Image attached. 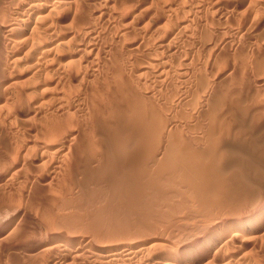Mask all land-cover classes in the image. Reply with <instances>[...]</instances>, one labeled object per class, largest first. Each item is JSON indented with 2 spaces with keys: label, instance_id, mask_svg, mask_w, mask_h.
Instances as JSON below:
<instances>
[{
  "label": "rangeland",
  "instance_id": "374dc122",
  "mask_svg": "<svg viewBox=\"0 0 264 264\" xmlns=\"http://www.w3.org/2000/svg\"><path fill=\"white\" fill-rule=\"evenodd\" d=\"M2 1L4 2V0H0V6L3 4ZM106 1L96 2L97 4L91 6L89 3V5L85 4L83 10L87 12L85 14L93 16L92 22L100 31L96 46L99 49L96 52L100 56L111 49L114 52H122L119 55L124 54L125 56L126 47L132 42L140 41L142 36L145 47L140 51L157 52V41L154 42L156 36H152L150 31H152L155 21L166 18L165 14L167 12L169 14L168 10L173 11L171 17L173 22L175 20L177 24L180 21L188 22L185 29L188 31L183 34L179 31L173 32L174 39H171L169 54H167L168 56L172 54V58L176 60L178 66L175 64L176 70L172 68L169 71L168 79L171 83H168V92L166 87L159 89L170 94L171 100L168 102L170 104L174 98L179 97L186 85L193 87L191 84H193L192 82L196 83V78L208 77L206 81L208 83L213 81V84L217 81V85L214 84L213 89L214 98L218 102L224 101V103L218 111L219 118L215 126L216 129L218 128V132L214 129L216 135L218 134L216 139L219 137L221 139L217 140L221 141L222 148L218 150L214 144L211 147L209 143H204L206 132L199 130L201 126L206 125L205 121L194 129L187 128L189 125L193 127L196 120L195 115L193 116L195 120L192 118V121L179 122L173 131L176 134L178 131L181 132V135L179 132L178 136H181H179L180 139L183 138L185 146H189L186 148L191 149V152L195 150V154L196 152L197 154H206L204 155L205 159L199 163L193 162L192 158L183 154L179 155L178 159L177 156L168 158L167 153L159 151L155 145H153L155 148L150 147L147 151L140 148V156L137 158H133L131 155L125 157L124 151L112 150L109 147L112 142L109 138L110 130L107 124L110 117L108 107L116 99L113 91L118 88V83H114L109 74L105 75L98 70L96 79H92V82L87 84L89 89L87 87L84 94L87 98L88 94L92 95L90 98L94 99L93 101L97 105L99 104L100 113H96L97 120L94 121L88 114V110L84 109L83 114L77 115L82 123V129L80 128V132L76 133L77 137L75 136L70 147L72 150L65 152L60 159L54 156L56 155L54 149L50 151L51 153L46 151L52 155L45 152V154H41L44 150H40V147L37 146L41 143L39 141H42L39 138L42 132H46L47 128L55 122H64L69 115L65 116L66 114L58 112L54 104L50 107V104L53 103L50 99L56 92V84L50 83L51 86L44 87L47 89L45 93H49L46 96L44 94L46 98L43 101L48 102V105L46 102L43 104L42 115L41 113L38 114L39 116L35 114L25 120L27 112L25 108H29V105L24 104L25 101L24 105L18 106L17 93L19 96V91L24 88L28 77H25L26 72L24 73L23 67L19 68L21 66H5L3 62L8 58L7 53L0 49V234L2 233L0 235V264H50V261L57 258V254L49 242H66L73 249L80 248L83 259L80 263H77V259H69L70 261L61 264H90L91 261L86 259L89 249L96 248L97 245L124 243L131 241L130 238L134 240L137 236V238H143V236L147 239L150 238L147 243L149 254H162L167 250L180 247L186 242H191V239L193 240L197 235H205L213 226H228L231 220L235 222L236 217L239 218L238 216L241 217L249 213L253 207L259 204V201L261 203L264 200V86L257 85L259 77H264V48L261 49L262 46L264 47V5H262L264 0H251L248 6L244 7L250 13L242 8L235 14L234 20L229 22L212 17L211 6L215 0H167L168 2L166 0H164L165 2L163 0H110L111 4H107L109 0ZM147 2L148 4H146ZM141 3L144 8L148 7L149 9L146 8V11L143 9L146 13L142 10V17L139 15L140 17L136 16L131 19V14L129 15L131 8ZM100 13H106L107 16H102ZM176 13L180 14L179 17L182 18H179V21H177ZM161 17L162 19H160ZM258 18L260 20H257ZM173 22L174 27L176 23ZM250 22L253 23V31ZM229 25L232 28L240 27L236 36L229 35ZM173 27L170 31H173ZM206 33H211V36L215 35L214 41H219L220 38V43L221 37H225L229 47L226 45L224 50L221 49L218 52L220 56L210 50L206 51L207 49H203L202 46L204 42L208 41L205 38ZM147 37L150 41H146ZM177 41L178 44H176ZM212 43L214 42L212 41ZM155 48L157 49L155 50ZM135 51L137 55H135ZM135 51H133V56L140 57L139 50ZM212 54L213 56H211ZM173 62L175 63V61ZM233 64V70L228 74L229 77L225 74V77L221 78L223 70L226 71L228 67L230 69ZM96 66L100 68L99 63L93 65V67ZM179 66L182 68L180 69ZM202 66L205 68H201ZM187 72H191L190 75H185ZM180 73H184V76ZM188 77L189 80L192 78L191 81H188L191 84L183 85ZM5 80L17 83H15L16 85L13 83L15 86L10 84L8 87L6 84L5 91L3 90L5 86H2V82ZM22 80L23 82L20 83ZM252 84L253 86L250 87ZM14 98H16V104ZM237 99L241 100L237 102ZM159 100L160 98L156 97L157 103ZM232 100L235 101L234 105ZM44 102H41V105ZM161 102L162 99L159 104ZM240 104H242L243 110L247 109L245 110L247 113L244 111L245 114H243L244 112L240 111ZM230 105H233V108L232 106L230 108ZM178 111L181 112L179 109ZM227 111L228 113H226ZM170 112L166 116H170L172 114ZM63 119L65 120L63 121ZM205 130L209 129L205 128ZM165 147L169 149V143ZM152 148L156 152L158 151V154L155 151L152 153ZM209 148L214 150L210 151ZM121 156L122 158H120ZM99 158L100 160H98ZM202 172L204 173L202 174ZM4 221L9 224L4 225ZM258 225L257 230L250 231L251 234L247 233L245 247L236 249L237 252L233 250L235 253H241L239 256L243 258V261L237 264H264V222H258ZM16 253L17 256H14ZM209 260L200 264H211ZM91 264L94 263L91 262Z\"/></svg>",
  "mask_w": 264,
  "mask_h": 264
},
{
  "label": "bare ground",
  "instance_id": "6f19581e",
  "mask_svg": "<svg viewBox=\"0 0 264 264\" xmlns=\"http://www.w3.org/2000/svg\"><path fill=\"white\" fill-rule=\"evenodd\" d=\"M100 1H103V0H4V2L2 1L3 2V4H1L2 6H0V49L6 51L7 55L6 54L5 55L8 57L5 62H3L2 59L1 60L3 63H5V66L13 67V66L17 65V66H21V67H19L21 69L23 67V69L25 70L24 73L26 72L25 77H28V79L26 81L27 83L26 84L24 83L25 84L23 86L24 88L22 87L23 88V89L21 88L22 90L18 89V90H20L19 96L17 93V97H18L17 104H18V106L19 105L22 106L24 104H26L27 106L29 105V108H25V110L27 111L25 114V120H28L31 116H35V114L38 115L41 113V115H42L43 111H41V108H42L43 104H45V102H46V101L44 102L43 99L46 98L45 96L47 95V93H49V92L45 93L47 90L45 88L47 86H49L50 83L56 84L55 85L56 86V89H55L56 92L54 93L55 95H53V98H51V97H50L51 99L49 98L50 101L52 100L51 103L53 102L52 104H50V102H49L50 107H51V105L54 104L55 109L58 112H60L61 114H66L65 116L69 115L68 117H66V120L63 119V121L65 120L64 122H57V123L55 122L53 125H51L49 128H47L46 132H44V133L42 132V135L39 138H41L42 141L43 140H45V141L42 142V141L38 140L41 143H40V145L37 144L38 145L37 147H40V150L41 149H42V151L44 150L43 153L41 152V154L47 153L46 151H48V153H49L50 151H52L54 149V151H55L54 153L56 154L54 156L56 158L58 157L60 159L64 156L65 152H68L71 149L70 148L72 146L71 144L75 140V136L77 137L76 133H78L80 128L82 129V123H81L80 119H78L77 115L83 114L84 109L88 110V114L90 115V117L92 119H94V121L97 120L98 116L96 113H98V114L100 113V110L98 107L99 104L97 105V103H95L93 101L94 99L90 98L92 95L89 96V94H88V98H87V96H84V94L86 93L87 87L89 86L87 84L91 83L92 79H96V75L98 74V70L101 71L102 73H104L105 75L109 74L112 77L114 83H118V88L116 87L117 89L113 91V94L115 93V95H116V99L113 101V103H111V105H109L110 108L108 107V109H110V112H109L110 117L108 115L109 118H108L107 124H108V128L110 130V132H109L110 137L109 138L111 139V142H112V143L110 142L111 144H109V147H111L112 150H120L122 152L124 151L123 154L125 157H127L126 155H131L133 158H137L140 156V153H139V151H141L140 148L146 149V151H147V149H149L150 147H153V145H155L159 148L158 149L159 151L162 150L163 153H167L168 158H172V157L177 156L176 158L178 159L179 155L183 154L186 157L192 158L191 160H193V162L199 163L203 159H205L204 155H206V154H197V152L195 154L194 153L195 150L193 152H191L190 151L191 149L189 150L188 148H186V146L187 147H189V146L188 145L185 146L183 138L182 139L179 138V136L181 135V132L178 131V134L180 132V135L178 136V134H176L173 131L174 129H176L175 127L177 126V124L179 122L180 123L183 121L188 122V120L192 121V118L195 115H196V118H195L196 120L194 118L193 119L195 121L198 120V122L194 121L193 127L189 125L187 128L188 129H194L197 126H199L203 121H205L206 125L205 126L200 125L201 129L199 130V131L203 130L204 132H206V135L204 138L205 139L204 143L207 142L210 144V146L212 144H214L216 149H218V150L221 149L222 148V146L220 145L221 141L220 142L218 141L220 139V137L218 136L219 137V138H217L218 140L216 139L218 134L216 135V132H215L216 127L215 126H216L217 120L219 118L218 117V111L222 107L221 105L224 103V101L218 102L214 98L215 96H214L213 89L215 86L214 84H216L217 81L214 84L212 83L213 81L211 83H208V81H206V78H208V77L205 76L206 78H204V77L196 78V81H195L196 83L192 82L193 84H191V83H188V81H191L192 78H191V80H189L190 78L188 77V80H186V82L183 85H185L187 83V84L193 85V87L190 85H186V88H183L184 87L183 86L182 88L184 89V91L180 93V95L177 99H175V98L173 99V97H175L173 95L172 102L170 104H168V102H170V100H171V98L169 97L170 94L169 95L167 94V92H168L167 86H168V83L170 82V79H168V77H169L168 75H169V71L172 70V68L175 69L176 66H174V65L177 63L176 60L174 58H172L173 57L172 54H170L171 57L168 56V54H169L168 50L170 49L171 39L172 38L174 39V37L172 36L173 32L179 31V33L183 34V32L188 31V30H185L186 27L188 26L187 25L188 22H184V21L181 22L180 21V23L177 24V22H175L176 18L174 19L175 21L173 22L171 19V17L173 16V11L168 10L169 14H168V12H167V14H165L166 18L164 20L155 21L153 24L154 27H152L153 28L152 31L149 30L151 32L152 36H156V37H154L156 39V40H154V42L157 41V46H158L157 48L158 49L155 48V50L156 49L158 50L157 52L153 51L154 53H151L152 50L150 51V49H151L150 47H149L150 52H148V51L146 52L144 50L140 51L141 48L145 47V41H144V38L142 36L140 41L132 42V43H130V45H128L126 47V50H124V52L126 51L128 53V55H127V53L125 54V56H124V54L119 55V53H122V52H119V51L114 52L112 49L111 50L106 49L107 51H105L103 53V56H100L98 54V52H96V50L98 49L96 47L98 44L97 39H99L100 31L95 27V25L92 22L93 16H91L89 14H85L87 12L83 11L85 9L84 8L85 4L89 3L91 6L93 4H97L96 2H100ZM104 1H106V0H104ZM143 1H145V0H143ZM250 1L251 0H215L211 6V10H213V12H212L213 16L212 17H215V18L218 17L219 19L227 21V22L233 21L234 18L236 17L235 14H237L240 9L244 8L245 6H248V3ZM258 1H260V0H258ZM109 2L107 4L112 3L110 0H109ZM166 2H168V1L166 0ZM143 3H141L138 6H133V8H131L132 10L129 13V15L131 14L130 15L131 19L136 17V16H139V15L141 16V14H143L142 12L144 10L146 11L147 9H149L148 7L144 8ZM146 4H148V2ZM102 5H104V4H102ZM184 5H185V3H184ZM206 5H208V3H206ZM262 5H264V4H262ZM197 6H198V4H197ZM108 7H110V6L108 5ZM103 8H104V6H103ZM246 9L247 8H244L243 10H246ZM145 11H144V13H146ZM117 12L119 13V11H117ZM248 13H250V12H248ZM105 14L106 13H100V15H102V16L103 15L107 16V14L106 15ZM88 15H89V17H88ZM179 15L177 16L178 17L177 21L182 19L179 17ZM161 16H164V15H161ZM259 18L257 20H260ZM157 19H159V18H157ZM160 19H162V17ZM103 20H105V19H103ZM94 22H95V20H94ZM172 22L176 23V24H174V27H173ZM150 23H151V21H150ZM250 24H251V30H252V28L254 26L252 27L253 23L250 22ZM142 25H144V24H142ZM217 25H218V23H217ZM247 25H249V24H247ZM150 26H152V25H150ZM145 27H143V28H145ZM171 27L174 28L173 31H170ZM215 28H216V26H215ZM144 30H146V28ZM239 31H240V27L232 28L229 25L228 33L232 37L236 36ZM170 32H172V33L168 34ZM218 33H217V35H219ZM210 34L206 33V35H205V38H207L209 42L207 41V42L203 43V45H202L203 49H207L206 51L210 50L212 53L218 54V52H220V50L223 49L226 45L229 47V45H228L229 43H227L225 37L224 38L221 37V43H220V38L218 39L219 41H217V40L214 41L213 39L215 38V35L211 36ZM151 35H150V37H151ZM176 35H179V34H176ZM148 40H149V38L146 41H148ZM152 41H153V39H152ZM212 41L214 43H212ZM154 42H152V43H154ZM231 42H232V40H231ZM171 44H173V43H171ZM176 44H178V41ZM230 46H232V44H230ZM155 47H156V45H155ZM123 48H125V47H123ZM177 48H179V47L177 46ZM263 48L264 47L262 46L261 49H263ZM145 49L147 50V48H145ZM118 50H120V49H118ZM135 50H139V52L141 53L140 57L133 56V51H135ZM250 50H251V48H250ZM100 53H102V52H100ZM201 53H202V51H201ZM135 55H137L136 51H135ZM126 56H128V57H126ZM182 56L183 55L181 54V57ZM206 56H209V54H206ZM211 56H213V54ZM218 56H220V55L218 54ZM207 58H209V57H207ZM205 60H206V58H205ZM173 61H175V63ZM206 61H208V60H206ZM208 62H206V63H208ZM219 62H221V61L219 60ZM95 63H99L100 68L97 66L93 67V65ZM181 63H182V61H181ZM213 64H214V62H213ZM208 65H210V64L208 63ZM205 66L204 67L202 66L201 68H205ZM233 66H234V64L230 67V69L228 67V69L226 71L223 70V73L220 75V77L222 78L225 74L227 75V77H229L228 74H230V72L233 70L232 69ZM179 67H180V69L182 68L181 66H179ZM222 67H224V66H222ZM211 68H213V67H211ZM208 69H206V70H208ZM218 69H219V67H218ZM220 70H222V69H220ZM13 72H15V71H13ZM182 72H184V71H182ZM203 72H204V70H203ZM190 73L191 72H187V73H185V75H190ZM217 73H219V72H217ZM257 73H258V71H257ZM5 74H6V72H5ZM104 74H103V76H104ZM181 75L184 76V73H182ZM213 75L215 76V73ZM259 75H256V76H259ZM150 78H152V79H150ZM23 79H25V78H23ZM185 79H184V81H185ZM15 80H17V79H15ZM211 80H212V78H211ZM4 82H2V86L3 85L5 86L6 84H8V85H6L7 87L10 84H12V86H15L16 85L15 83H17V82H13L11 80L10 81L5 80ZM22 82H23V80L20 81V83H22ZM257 82H258L257 83L258 86H264V77H261V78L259 77V80ZM13 83L15 85H13ZM72 83L73 84L76 83V84L73 85ZM181 83H183V82H181ZM6 86L3 88V90H5V91L7 88ZM12 86H10V87H12ZM20 86H21V84H20ZM252 86H253V84L250 87H252ZM161 87H166L167 92H163L162 90H160L159 88H161ZM18 88H19V86H18ZM88 89H89V87H88ZM248 89L251 91L250 88H248ZM215 90H217V89H215ZM89 91L90 90H88V93H90ZM169 91H171V90H169ZM217 92H218V90H217ZM255 92H256V89H255ZM73 93H76V94L73 95ZM171 93H172V91H171ZM175 93H177V92H175ZM15 94H16V92H15ZM15 94H14V96H16ZM44 94H45V96H44ZM231 94H232V92H231ZM238 94H239V92H238ZM237 95H235L236 98H237ZM12 96H13V94H12ZM156 97L160 98V100L162 99L161 104H159L160 100L158 101L159 103H157ZM239 98H240V96H239ZM15 99L16 98H14V102H15ZM233 100H232V102H233L232 104L234 105L235 101H233ZM25 101H26V103L23 104V102H25ZM239 101L237 99V102H239ZM242 101H243V98H242ZM41 102H44V103H42V105H41ZM47 103L48 102H46V104ZM15 104H16V102H15ZM105 105H106V103H105ZM227 105H228V103H227ZM227 105H226V107H227ZM233 105H230V108H231V106L233 108ZM240 105H241V110L239 108H237V109H239L241 112H244L245 110H247V109H245V107H244L245 110H243L242 104H240ZM230 108H226V109H230ZM43 109H45V108H43ZM171 109H173V110L170 112ZM178 109L181 110V112H179V111L177 112ZM255 109H256V107H255ZM228 111L226 113H228ZM232 111H234V110H232ZM235 111L237 112V110H235ZM168 112H170V114L171 113L172 114L170 116H166ZM245 112L243 114H245ZM221 116H223V115H221ZM104 117H105V115H104ZM58 120H59V118H58ZM241 120H242V118H241ZM222 121L224 123V119ZM226 122H228V121H226ZM223 123H222V126H224ZM105 124H106V122H105ZM229 126L231 127V125H229ZM100 127H102V126H100ZM205 128H208L209 130L206 131ZM90 130L92 131V129H90ZM216 130L218 132V128ZM197 132H196V134H197ZM194 134H195V132H194ZM219 134H220V131H219ZM183 135H184V132H183ZM221 137H222V135H221ZM167 143H169V146H170L169 149L170 150L165 147V145ZM196 143H198V142H196ZM208 145H205V146H208ZM214 145H212V146H214ZM93 146H95V144H93ZM155 146L153 148H155ZM90 149H91V147H90ZM205 149H208V148H205ZM211 150H214V149H210V151ZM154 151H155V149L152 150V153ZM206 151H208V150H206ZM157 152L155 151V153H157ZM101 154H103V153H101ZM48 155H52V154H48ZM152 156H153V154H152ZM94 157H96V156H94ZM156 157H158V156H156ZM120 158H122V156ZM98 160H100V158ZM104 161H106V160H104ZM164 162H166V161H164ZM211 164H213V163H211ZM124 166H126V165H124ZM190 169H191V167H190ZM206 171H208V170H206ZM203 173L204 172H202V174ZM137 183H138V181H137ZM254 200H256V199H254ZM238 217L239 218L236 217L235 222L234 221L232 222V220H231L230 221L231 224L229 223L228 226L224 225L225 228L220 227L219 225L213 226L209 232L205 233V235L204 234L202 236H200L201 234L197 235L193 238V240L191 239V242H189V243L186 242V244H183L180 247L176 246L177 248L167 250V252L165 251L162 254H149L147 252V250H148L147 249V243L149 242L150 238L147 239V238H144V236H143V238H137L138 237L137 236L136 237L137 239L135 238L134 240L132 238H130L131 241L124 242V240H123L124 243L119 242L118 244L116 243V244H108V245H97L96 248H93L91 250L89 248H92V247H89V248H87L89 250L87 252L88 254H87L86 259L88 261H91L94 264H200V263H202L206 260H209V259H210L209 261L211 262V264H237L238 262H242L243 258L241 256H239L241 253H239V252H238L239 254L235 253L233 250L236 251V249H238V248L239 249L243 248L245 241H246V238H247V233L256 229L257 227L259 228V225L257 226L258 222H261V223H262V221L264 222V200L261 203L259 201V204H257V206H255V207H253L249 211V213L244 214L241 217L240 216H238ZM6 221H4V223L3 222L2 223L4 225L9 224ZM224 224H225V222H224ZM126 232H128V231H126ZM251 233L252 232H250V234ZM248 236H250V235H248ZM70 239H72V238H70ZM67 242H70V241H67ZM78 243H81V242H78ZM50 244H51V246H53V248L55 249V252L57 254V258H54V260L50 261V264H61L62 262H66L69 259H74V260L77 259V263H80L83 260L79 246H78L79 249H77V247L73 249L66 242H64V243L49 242V245ZM148 248L150 249V246H148ZM149 251H151V250H149ZM230 251H232L234 253H232ZM241 251H243V250H241ZM150 253H152V252H150ZM83 254H85V253H83ZM14 256H17V253L14 254ZM91 262H90V264H91Z\"/></svg>",
  "mask_w": 264,
  "mask_h": 264
}]
</instances>
